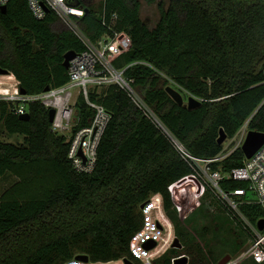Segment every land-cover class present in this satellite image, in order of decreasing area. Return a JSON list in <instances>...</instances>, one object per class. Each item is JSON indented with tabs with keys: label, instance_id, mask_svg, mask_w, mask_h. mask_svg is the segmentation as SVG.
<instances>
[{
	"label": "trees",
	"instance_id": "1",
	"mask_svg": "<svg viewBox=\"0 0 264 264\" xmlns=\"http://www.w3.org/2000/svg\"><path fill=\"white\" fill-rule=\"evenodd\" d=\"M79 1L88 10L76 21L91 39L113 29L131 38L130 49L116 58L115 66L125 68L139 94L192 154L220 155L221 129L228 139L245 125L264 132V0L159 1L161 16L154 27L141 16V0H103L100 8L93 0ZM83 49L79 37L53 10L39 19L28 0H10L6 12L0 9V66L27 94L65 84V53ZM170 80L202 104L189 109L177 103L166 90ZM92 97L112 117L91 173L73 168L67 137L53 130L50 108L44 103L31 100L30 118L22 119L16 103L0 100V127L24 135L22 144L0 138V178L7 172L19 177L0 196V264H60L78 254L92 261L134 260L130 240L144 222L141 205L154 193L162 194L182 243L169 247L156 264H172L183 254L192 255L187 264H219V253L226 249L237 255L245 241L223 240L212 248L205 238L207 227L197 231L210 255L200 244L193 247L196 236L183 224L173 191V184L192 175L193 167L129 94L110 84ZM76 107L74 130L89 124L94 114L82 95ZM244 159L238 146L211 166L229 171ZM246 185L242 180H221L225 190ZM240 209L252 223L264 217L256 203H243ZM198 212L186 219L193 228ZM241 263L264 261L245 256Z\"/></svg>",
	"mask_w": 264,
	"mask_h": 264
},
{
	"label": "built area",
	"instance_id": "2",
	"mask_svg": "<svg viewBox=\"0 0 264 264\" xmlns=\"http://www.w3.org/2000/svg\"><path fill=\"white\" fill-rule=\"evenodd\" d=\"M10 0H0V6L6 5ZM33 14L43 19L53 10L56 15L79 37L84 49L70 61L68 81L59 86L51 87L48 91L37 94H23L19 87L13 92L6 89L0 100L16 103V112L21 115L27 112V104L34 99L40 100L48 108H55L56 114L52 122L55 132L67 135L69 142L68 158L73 168L80 173H91L95 170L98 159V148L105 130L111 120L112 113L97 99L93 93L100 94L101 90L110 84H117L126 91L137 106L151 119L156 127L170 140L179 154L193 167L199 179L205 181L216 197L237 217L243 218L253 233L249 248L237 260L248 254H253L258 260L264 258V229L260 230L258 221L252 223L240 209L243 203H256L264 209V144L251 157H246L243 164L229 171L221 168L212 169L211 163L222 160L226 155L213 158H201L192 154L186 145L170 130L156 111L143 99L132 84V80L125 75V68H118L114 61L117 57L130 49L131 38L113 29V33L103 35L98 40L91 39L78 25L76 19L84 16L86 10L83 6L75 5L74 0H28ZM48 8L49 11L46 9ZM117 15H114V20ZM78 87V94L74 96L72 88ZM83 96L94 114L89 124L73 128L75 110L74 105L80 96ZM73 98H75L73 100ZM247 127V126H246ZM248 129L244 132L241 145L244 143ZM232 178L247 183L245 188L225 190L221 180ZM255 197L249 198L248 192ZM176 201V200H175ZM178 206V205H177ZM179 208V207H178ZM144 222L131 237L130 251L134 264H156L155 260L162 256L172 245L175 236L174 224L168 216L161 193L152 194L141 206ZM180 211V208H179ZM155 243L153 247L148 245ZM182 256V255H181ZM180 257V256H179ZM125 257L112 261H83L76 257L63 261L60 264H115L125 263ZM176 259V258H175ZM172 264H174V260ZM229 260L226 264L234 262Z\"/></svg>",
	"mask_w": 264,
	"mask_h": 264
},
{
	"label": "rangeland",
	"instance_id": "3",
	"mask_svg": "<svg viewBox=\"0 0 264 264\" xmlns=\"http://www.w3.org/2000/svg\"><path fill=\"white\" fill-rule=\"evenodd\" d=\"M159 1H164L168 4L169 0H141V16L144 21L150 26L154 27L160 19L161 13L158 6ZM103 0H93L94 7L100 8ZM170 85L179 90L185 100V104L188 102V97L191 95L187 90L181 87L178 83L173 80H170ZM16 87H19V81L12 74H0V97L3 93H6V89H9L10 92H13ZM74 96L78 94V87L72 88ZM75 98H73L74 100ZM74 118L72 120V125H74L78 121V110L76 104L74 105ZM246 125L238 132L233 138H227L224 141V151L220 154L221 156L227 155L233 149L238 146H241V139L246 131ZM60 134L59 132H57ZM62 135V134H60ZM68 137L67 135H65ZM0 138L7 142H13L17 144H22L24 142V135L22 134H11L4 127H0ZM19 177L12 172H7V174L0 178V196L9 188H11L17 181ZM208 185L205 181L199 179L196 175H189L180 181L173 184V191L176 198V203L180 208V217L182 219L183 224L187 225L192 233L196 236L194 240V246L197 247L200 244L204 250L203 252L206 255H210V247L205 245V239H201L198 229L202 227H207V231L205 233V238L211 243L212 248L223 240L232 241L235 238L238 239V242L245 241L241 251L232 256L228 253V249L219 253L222 255L221 258L226 257L227 255H231V260L235 259L234 262H230L229 264H242L237 257H239L244 251H246L251 244V236L249 232L245 229L246 222H241V218H238L233 212H231L212 192H208ZM249 198H254L255 195L252 192H248ZM199 210V212L195 215L197 219L195 222L197 223L196 228H193L192 225L186 222L187 217L190 213ZM243 219V218H242ZM195 224V223H194ZM244 230H246L247 234H241ZM194 231H197L195 234ZM174 236L176 237L175 225L173 228ZM181 241V240H180ZM172 246V245H171ZM170 246V247H171ZM207 247V248H206ZM186 251V250H183ZM187 255L189 261L192 259V255ZM253 254H248L247 257L250 258ZM264 261V258L261 259ZM215 262V261H214ZM115 264H121V262H117ZM207 264H214L212 262Z\"/></svg>",
	"mask_w": 264,
	"mask_h": 264
},
{
	"label": "water",
	"instance_id": "4",
	"mask_svg": "<svg viewBox=\"0 0 264 264\" xmlns=\"http://www.w3.org/2000/svg\"><path fill=\"white\" fill-rule=\"evenodd\" d=\"M74 4L75 5H79L80 1L79 0H74ZM0 9L3 12H6L8 9V4L6 5H2L0 6ZM48 11L49 9L46 8ZM86 11L88 9H85ZM77 55V52L74 50H69L65 53L64 55V66L66 68L69 67L70 61ZM9 70L6 68H3L0 66V74H9ZM51 87L50 86H46L44 91H48ZM167 92L173 97L174 100H176L177 103H179L180 105H184L185 104V100L184 97L182 95V93L177 90L176 88H174L172 85H168L166 87ZM21 93L26 94L27 92L24 89H20ZM202 104V101L200 99H198L196 96L194 95H190L188 97V102L187 104H185L189 109H193L196 108L198 106H200ZM50 122H53L54 118H55V114H56V109L55 108H50ZM20 118L22 119H29L30 118V113L26 112L24 114L20 115ZM227 139V134L224 131V129H221L220 132V136L218 138V142L220 144L224 143V141ZM264 144V132H259L256 130H249L247 137L244 141V143L241 145V148L245 154L246 157H251L253 156V154ZM143 206V204L141 205ZM258 226L260 230L264 229V217L261 218L258 221ZM155 245V243H151L148 246L149 247H153ZM173 247H182V243L180 241V239L178 237H175L173 243H172ZM76 258L83 260V261H89L90 258L87 254H78L76 255ZM231 259L230 255H227L226 257L222 258L219 262V264H226L229 260ZM189 261V258L187 255H182L180 257H177L174 260V264H187ZM125 263L126 264H134L132 260L130 259H125Z\"/></svg>",
	"mask_w": 264,
	"mask_h": 264
}]
</instances>
